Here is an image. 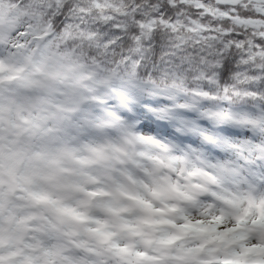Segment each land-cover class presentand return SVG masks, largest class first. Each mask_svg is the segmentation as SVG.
I'll return each mask as SVG.
<instances>
[{
	"label": "snow or ice",
	"instance_id": "6c2138e0",
	"mask_svg": "<svg viewBox=\"0 0 264 264\" xmlns=\"http://www.w3.org/2000/svg\"><path fill=\"white\" fill-rule=\"evenodd\" d=\"M0 264H264V0H0Z\"/></svg>",
	"mask_w": 264,
	"mask_h": 264
},
{
	"label": "rangeland",
	"instance_id": "374dc122",
	"mask_svg": "<svg viewBox=\"0 0 264 264\" xmlns=\"http://www.w3.org/2000/svg\"><path fill=\"white\" fill-rule=\"evenodd\" d=\"M146 100V97L144 98V101ZM141 123L145 126V131H153L154 133H159L160 135H171L172 129L168 127L165 122L160 121L159 125H155L153 121L151 120H142ZM224 135H240L241 130L236 128H231L228 126L227 133H223ZM191 142V141H186Z\"/></svg>",
	"mask_w": 264,
	"mask_h": 264
},
{
	"label": "trees",
	"instance_id": "16d2710c",
	"mask_svg": "<svg viewBox=\"0 0 264 264\" xmlns=\"http://www.w3.org/2000/svg\"><path fill=\"white\" fill-rule=\"evenodd\" d=\"M12 3L19 5L21 3V0H12ZM10 11L12 13H14L15 9H11L10 8V5H6L5 8H4V10H3V14L4 15H8ZM151 100H152V98H151Z\"/></svg>",
	"mask_w": 264,
	"mask_h": 264
}]
</instances>
